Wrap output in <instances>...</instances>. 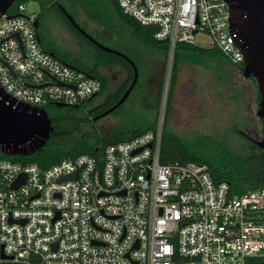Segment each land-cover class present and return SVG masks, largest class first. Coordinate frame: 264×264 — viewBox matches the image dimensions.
I'll return each instance as SVG.
<instances>
[{"label": "built area", "instance_id": "2783aa9c", "mask_svg": "<svg viewBox=\"0 0 264 264\" xmlns=\"http://www.w3.org/2000/svg\"><path fill=\"white\" fill-rule=\"evenodd\" d=\"M117 2L172 48L202 34L243 69L226 0ZM37 18L26 2L0 17V85L45 108L97 95L102 79L45 48ZM162 132L49 166L0 152V264H264V188L234 193L204 162H162Z\"/></svg>", "mask_w": 264, "mask_h": 264}, {"label": "rangeland", "instance_id": "374dc122", "mask_svg": "<svg viewBox=\"0 0 264 264\" xmlns=\"http://www.w3.org/2000/svg\"><path fill=\"white\" fill-rule=\"evenodd\" d=\"M61 1L62 4L49 6H43L40 0L28 3L29 12L37 15L42 12L39 28L45 44L83 65H91L100 58L95 40L138 59L140 77L136 89L120 107L97 120V125L106 131L111 127L137 129L154 120L162 129L166 123L181 137L212 136L226 140L234 149H241L245 142L235 128L262 133V121L256 113L260 92L255 78H245L241 67L236 66L222 78L211 67L181 63L176 86L170 92L172 50L164 55L142 45L132 28L117 14L112 0ZM65 10L73 14L95 40L83 31L87 38L75 32L71 24L75 25ZM209 42L202 34L196 37L199 45L210 46ZM102 69L108 78V91L116 89L128 73L121 63L106 61ZM108 91L99 95L89 108L102 102ZM85 124L92 126L90 122Z\"/></svg>", "mask_w": 264, "mask_h": 264}, {"label": "trees", "instance_id": "16d2710c", "mask_svg": "<svg viewBox=\"0 0 264 264\" xmlns=\"http://www.w3.org/2000/svg\"><path fill=\"white\" fill-rule=\"evenodd\" d=\"M29 1L30 0H15L13 5L9 8V11L11 13H16L20 3H28ZM40 1L43 6H47L46 2L55 5L62 4L61 0ZM112 2L117 14L132 28L142 45L149 47L152 51L163 53L164 55H169L172 50L170 92H172L176 86L181 63H192L211 67L217 70L219 76L222 78H226L228 75L227 73L233 67L234 62L226 57L224 52L216 45L202 46L195 42L179 41L176 43L175 47L172 48L169 39H159L155 36L158 29L157 25L141 23L136 18L125 14L120 8L117 0H112ZM41 14L42 12H40L37 17H41ZM72 16L76 19L73 14ZM64 17L68 19L66 15ZM71 28L80 36L87 38L80 29L72 24ZM39 33L42 36L41 31H39ZM94 45L100 52V58L91 65H83L78 63L75 59H68L67 56L59 54L54 46L48 45V48L45 47L48 50H53L55 54L61 58L78 65L87 72L102 79L103 87L97 95L81 104H52L46 106L54 126L46 144L30 155H9L1 153L2 156L13 160L35 161L41 166H49L64 158L75 157L82 153H89L101 158L103 156L104 147L108 143L131 138L149 129H156L157 123L154 120L147 121L145 125L132 130L111 127L109 131H106L104 128L97 125L98 119H95L94 116L109 108L120 99L134 77V65L124 55L106 50L98 44L94 43ZM122 52L135 62L140 77L137 57L126 51ZM106 61L121 63L128 72L124 81L116 89L109 91L108 78L99 68L104 65ZM138 81L139 80H137L131 93L136 89ZM163 85L164 79L162 80V86ZM106 91L108 92L105 99L99 104L89 108L96 98ZM86 122H90L92 126L86 127ZM160 160L164 163L177 160H196L204 162L208 165L216 180H228L231 183V190L234 193L241 194L249 189L264 188V156L256 143L249 144L246 148L234 149L226 140L215 139L212 136L194 135L188 138L181 137L169 129L165 123L162 132Z\"/></svg>", "mask_w": 264, "mask_h": 264}, {"label": "water", "instance_id": "95a60500", "mask_svg": "<svg viewBox=\"0 0 264 264\" xmlns=\"http://www.w3.org/2000/svg\"><path fill=\"white\" fill-rule=\"evenodd\" d=\"M226 1L230 7V27L238 30L240 46L245 53L243 74L245 77L255 78L260 92L256 113L262 120L263 131L255 142L264 156V0ZM14 2L15 0H0V17L8 12ZM65 13L78 29L94 38L67 10ZM35 25L37 28L40 27L39 18L35 20ZM95 41L106 50L124 55L134 65V77L130 85L116 103L94 116L95 119H99L115 110L128 98L139 78V70L135 62L122 51ZM56 104L66 105L63 102ZM53 129L52 118L47 108L18 100L0 85V152L9 155H30L46 144ZM70 176L72 175H65L62 179Z\"/></svg>", "mask_w": 264, "mask_h": 264}, {"label": "flooded vegetation", "instance_id": "af4514ba", "mask_svg": "<svg viewBox=\"0 0 264 264\" xmlns=\"http://www.w3.org/2000/svg\"><path fill=\"white\" fill-rule=\"evenodd\" d=\"M42 19H43V17H40V26H41V24H42ZM236 66L240 68L239 65H237V64L234 63V65H233V67L230 69V71H231V70H234ZM99 68H100V70H101V69H102V66L99 67ZM102 70H103V69H102ZM240 71L243 72V69H241ZM243 75H244V74H243ZM244 77H245V76H244ZM244 77L242 78L243 80H245ZM245 78H250V77H245ZM261 121H262V120H261ZM262 127H263V126H262ZM248 130H250V128H249ZM262 131H263V128H262ZM236 132L239 133V135H240L243 139H245V142L241 144V145H243L245 148H246V146L249 145V144L256 143V142H255V139L260 138L261 135H262V133L259 134L258 132L254 131V130H253V133H249V132H246V131H244L243 129H240V128H236ZM242 148H243V147H242Z\"/></svg>", "mask_w": 264, "mask_h": 264}, {"label": "crops", "instance_id": "0c3cea01", "mask_svg": "<svg viewBox=\"0 0 264 264\" xmlns=\"http://www.w3.org/2000/svg\"><path fill=\"white\" fill-rule=\"evenodd\" d=\"M29 3V2H28ZM51 3H49V2H46V5L47 6H49ZM39 19H40V17H38ZM38 30L40 31V29L38 28ZM40 37H41V42H42V44H43V46L44 47H47L48 48V45L47 44H45L44 42H43V37L40 35ZM50 51H53V50H50Z\"/></svg>", "mask_w": 264, "mask_h": 264}]
</instances>
